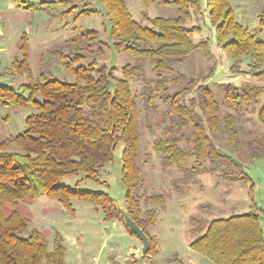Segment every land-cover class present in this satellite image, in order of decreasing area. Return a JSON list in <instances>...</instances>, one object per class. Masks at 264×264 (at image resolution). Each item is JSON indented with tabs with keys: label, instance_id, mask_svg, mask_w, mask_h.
<instances>
[{
	"label": "trees",
	"instance_id": "16d2710c",
	"mask_svg": "<svg viewBox=\"0 0 264 264\" xmlns=\"http://www.w3.org/2000/svg\"><path fill=\"white\" fill-rule=\"evenodd\" d=\"M18 5L23 0H13ZM146 7L151 0H140ZM111 38L108 44L98 30L85 29L75 33L62 43H56L47 52L58 58L64 68L74 77L72 81L61 80L52 75H34L28 64L27 36L21 34L18 57L9 66L1 67L0 75L10 73L24 76L18 87L0 83V107H31L25 117V128L8 137L0 138V264H65L66 248L60 233L55 232L51 245L35 227H30V218L22 213L19 204L46 194L68 204L76 196L102 208L105 218L114 213L127 229L113 199L102 191L58 184L60 178L83 175L82 178L97 180L99 172L112 161L119 142L121 151L120 181L124 187V207L134 222L143 229L149 239V254L152 237L148 227L155 220L157 210L151 208L139 216L134 189L139 180L136 157L139 147V110L134 102L128 81L129 77L140 79L149 90L144 94L145 104L152 105L156 98L168 104L164 116L171 123L166 126L164 137L153 141L154 150L167 166L182 165L190 157L202 166L209 161L213 166L205 169L213 173L226 164L217 174L226 183H240L253 191L254 181L247 173L245 164L216 144V133L223 131L233 149L240 147L236 129V115L229 110L220 111L219 103L210 88L204 85L216 70V62L202 77L203 84L196 85L189 79L185 86L170 93L168 86L181 81L163 77V72L173 71L195 50L200 49L209 58L211 48L208 38L193 41L192 34L201 31L200 25L187 26L192 15L206 18L214 31L215 43L230 61L232 72H242L253 77H264V38L251 32L239 23L229 0H164L175 6L172 16H149L144 8L142 20L130 13L126 0H100ZM70 13L77 5L71 0H42L24 8L56 9ZM97 12L84 3L77 15ZM264 17V10L261 14ZM264 18L260 19V25ZM106 49L126 53L132 60L121 66L122 76L114 75L115 67L99 59ZM246 61L247 70L241 65ZM145 63L155 71L151 82L144 73ZM151 83H153L151 85ZM224 100L234 110H239L242 101L249 103L262 95L257 119L264 126V88L260 85H234L220 83ZM196 86V93L189 103L184 95ZM6 119V116L4 117ZM191 126L192 137L188 147L180 145L184 129ZM263 148L259 141L252 146L251 157H256ZM197 170H193V173ZM160 206L164 205L161 194L145 198ZM259 209V210H258ZM264 209L253 204L246 212L227 217L197 219L190 217L193 226L189 232L195 237L191 249L205 255L214 264H264V229L261 219ZM137 237V236H136Z\"/></svg>",
	"mask_w": 264,
	"mask_h": 264
},
{
	"label": "rangeland",
	"instance_id": "374dc122",
	"mask_svg": "<svg viewBox=\"0 0 264 264\" xmlns=\"http://www.w3.org/2000/svg\"><path fill=\"white\" fill-rule=\"evenodd\" d=\"M18 5L13 0H0V65L9 66L14 57H18L17 45L21 34L27 36L28 64L34 75L43 73L61 80L72 81L74 77L64 68L61 61L50 54L48 49L56 43H62L75 33L85 29L98 30L100 37L108 44L109 37L106 19L99 12L103 10L100 0H71L76 7L70 13H61L62 5L54 9L24 8L23 5L35 4L42 0H23ZM164 0H151L144 7L140 0H126V5L137 20H142V11L149 16L175 14V6L165 4ZM235 19L247 27L249 31L264 38V24L260 19L264 10V0H229ZM84 3L97 12L89 15H77ZM200 25L201 31L192 34L193 41L209 39L211 55L205 58L200 49L195 50L180 64L173 65V71L163 72L165 78H175L181 74V81L168 86L173 93L193 79L196 85L208 73V68L216 62L214 74L205 80L204 85L210 88L219 103L220 111L229 110L236 115V129L240 140L239 149L235 150L223 131L216 133V144L231 153L246 166L247 173L254 181L253 191L240 183H226L219 179L218 173L226 164L221 161L213 173L205 169L213 166L205 161L198 165L190 157L182 165L167 166L162 157L153 148V141L164 137L166 126L171 123L168 117L163 118L169 110L168 104L156 98L152 105L147 106L144 94L149 90L140 79L129 77L128 81L134 102L139 110L138 130L140 132L136 163L139 167V180L134 189L136 206L139 216L145 210H157L155 220L148 227L152 237V249L149 254L140 252L141 241L127 232L124 224L113 213L106 219L102 208L73 196L68 204H63L55 197L42 194L31 200L24 199L19 204L22 213L30 218V227L37 228L51 245L55 232L61 234L66 253L65 264H214L205 255L191 249L190 242L195 238L189 229L193 226L190 217L212 219L227 217L234 213L246 212L253 204L257 208L264 203V126L257 119V111L262 102V95L249 103L242 101L240 109L234 110L226 100L220 83L230 82L234 85H260L264 88V77L257 78L242 72H232L230 61L224 52L216 46L214 31L211 28L206 11L201 15H192L186 21L187 26ZM132 59L124 52L115 53L106 49L105 56L99 59V65L105 63L115 67L114 75L122 76L121 66ZM247 70L246 61L241 65ZM1 70V68H0ZM144 73L148 80L156 79L148 63ZM25 81L24 76L10 73L0 75V83L18 87ZM153 83H151L152 85ZM196 93V86L184 95L189 103ZM31 107L17 106L0 107V138L15 135L25 128V117L32 111ZM6 116V119L4 118ZM191 126L184 129L180 145L188 147V138L192 137ZM260 142L261 150L256 157H251L252 146ZM123 143L119 142L114 151L113 159L98 174L97 180L82 178L83 175H72L60 178L58 184L79 187L84 190L106 192L119 209L124 207V187L120 181L121 151ZM197 170V173H193ZM151 194H161L164 205L160 206L145 200ZM259 210V209H258ZM264 229V217L261 219ZM136 249V250H135Z\"/></svg>",
	"mask_w": 264,
	"mask_h": 264
},
{
	"label": "water",
	"instance_id": "95a60500",
	"mask_svg": "<svg viewBox=\"0 0 264 264\" xmlns=\"http://www.w3.org/2000/svg\"><path fill=\"white\" fill-rule=\"evenodd\" d=\"M119 211L122 215V218H123L125 225H127L128 228L130 229V231H132L137 236V238L141 241L142 245L140 248V252L142 255H145L147 253V251L149 250V246H150L149 239H148L147 235L145 234L143 229L140 228L134 222V220L130 217V215H129V213L125 207L119 208Z\"/></svg>",
	"mask_w": 264,
	"mask_h": 264
},
{
	"label": "crops",
	"instance_id": "0c3cea01",
	"mask_svg": "<svg viewBox=\"0 0 264 264\" xmlns=\"http://www.w3.org/2000/svg\"><path fill=\"white\" fill-rule=\"evenodd\" d=\"M21 6V5H20ZM23 7V6H22ZM260 208V207H259ZM262 208V207H261ZM264 212V211H263ZM264 214V213H263ZM136 250V249H135Z\"/></svg>",
	"mask_w": 264,
	"mask_h": 264
},
{
	"label": "built area",
	"instance_id": "2783aa9c",
	"mask_svg": "<svg viewBox=\"0 0 264 264\" xmlns=\"http://www.w3.org/2000/svg\"><path fill=\"white\" fill-rule=\"evenodd\" d=\"M263 209H264V203H263Z\"/></svg>",
	"mask_w": 264,
	"mask_h": 264
}]
</instances>
